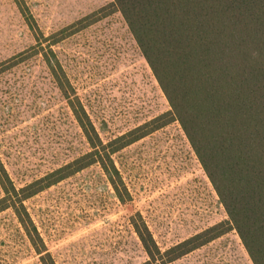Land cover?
<instances>
[{"label":"rangeland","instance_id":"1","mask_svg":"<svg viewBox=\"0 0 264 264\" xmlns=\"http://www.w3.org/2000/svg\"><path fill=\"white\" fill-rule=\"evenodd\" d=\"M111 1L0 0V160L15 186L89 149L49 67L67 78L104 141L169 109L120 12L75 25ZM31 25L43 36L37 39ZM112 157L129 194L126 201L115 195L98 165L24 201L56 264L145 261L129 219L135 213L161 249L226 219L178 122ZM0 264H41L11 209L0 212ZM170 264L252 262L231 230Z\"/></svg>","mask_w":264,"mask_h":264},{"label":"trees","instance_id":"2","mask_svg":"<svg viewBox=\"0 0 264 264\" xmlns=\"http://www.w3.org/2000/svg\"><path fill=\"white\" fill-rule=\"evenodd\" d=\"M112 11L122 15L169 109L104 141L67 78L49 67L89 149L20 187L0 160V212L12 210L41 264H56L24 201L92 165L126 201L113 154L176 121L227 217L161 249L141 214H133L130 223L147 256L140 264H170L231 230L252 264H264V0H112L75 25ZM31 29L37 39L43 36ZM43 60L50 66L45 51Z\"/></svg>","mask_w":264,"mask_h":264}]
</instances>
